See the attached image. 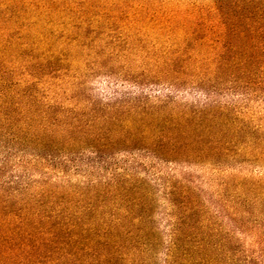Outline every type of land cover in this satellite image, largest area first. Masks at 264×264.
Returning <instances> with one entry per match:
<instances>
[{
	"label": "trees",
	"instance_id": "obj_1",
	"mask_svg": "<svg viewBox=\"0 0 264 264\" xmlns=\"http://www.w3.org/2000/svg\"><path fill=\"white\" fill-rule=\"evenodd\" d=\"M191 3L0 0V264H228L233 231L184 177L167 185L173 231L158 230L153 186L129 173L86 185L4 178L37 160L121 152L264 164V125L236 108L183 103L172 90L86 97L99 73L264 96V0ZM218 196L264 249V180H222Z\"/></svg>",
	"mask_w": 264,
	"mask_h": 264
},
{
	"label": "rangeland",
	"instance_id": "obj_2",
	"mask_svg": "<svg viewBox=\"0 0 264 264\" xmlns=\"http://www.w3.org/2000/svg\"><path fill=\"white\" fill-rule=\"evenodd\" d=\"M177 3L179 11L184 12L191 2L209 3L210 0H171ZM149 30L144 28L142 36L147 37ZM69 87V86H68ZM150 90L153 94H168L170 90L183 103L204 105L206 103L221 104L236 108L241 114L252 117L257 124L264 125V96H255L235 90H222L206 93L202 88L192 86L135 84L120 74L110 75L99 73L91 76L84 88L86 97L103 101H114L122 97H134ZM54 165L47 161L37 160L33 168L24 170L13 168L5 180L17 179L20 174L27 173L25 182H36L43 179L56 183H77L86 185L108 180L116 173H129L144 178L153 186L157 206L155 207V224L159 231H173L177 212L166 196L170 177L186 178L200 190L203 201L209 209L217 213L219 221L228 231H233L235 242L231 246L226 259L228 264H264V249H260L258 229H241L223 208L219 201L218 191L222 180L236 177H256L264 180L263 163H242L227 167L211 165L175 163L162 161L143 153L121 152L106 161L97 159L90 154L63 157Z\"/></svg>",
	"mask_w": 264,
	"mask_h": 264
}]
</instances>
